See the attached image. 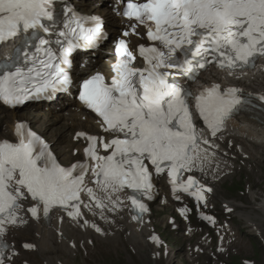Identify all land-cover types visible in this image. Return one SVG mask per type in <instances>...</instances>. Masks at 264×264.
<instances>
[{"label":"snow or ice","instance_id":"snow-or-ice-1","mask_svg":"<svg viewBox=\"0 0 264 264\" xmlns=\"http://www.w3.org/2000/svg\"><path fill=\"white\" fill-rule=\"evenodd\" d=\"M53 2L0 0V44L29 34L38 40L33 52L23 53L31 65L26 71L16 67L0 75V100L5 104L15 106L49 90L66 89L72 83L67 72L71 53L81 47H97L105 39L99 17L80 15L71 7H65L57 31ZM122 15L131 22L122 37L140 36L137 29L143 26L150 43L138 45L134 52L128 41L120 38L115 44L110 82L97 72L82 81L79 96L100 118L102 130L113 138L77 133L87 139L85 155L94 163L64 168L39 135L25 123H17V142L0 141V237L6 224L17 223L20 201L29 197L35 202L28 209L34 218H39L42 206L45 217L60 207L78 219L80 196L85 191L102 207L94 190L84 184L89 170L106 193L128 188L151 199L153 170L157 175L167 170L173 192L183 190L197 201H203L204 192L211 191L197 187L198 181L191 176L186 183L177 179L199 158L198 145L209 143L197 135L189 98L195 100L196 113L213 136L250 101L240 89H222L215 83L192 97L177 77L193 79L214 62L230 74L254 67L256 59L264 56V0H126ZM41 33L55 34L58 50ZM137 55L144 62L142 68L133 66ZM98 147L109 154L100 155ZM129 198L134 208L147 211L135 195ZM108 199L111 201L110 194ZM96 231L101 230L97 227ZM153 240L159 243L156 237ZM6 247L0 241V264H4Z\"/></svg>","mask_w":264,"mask_h":264},{"label":"bare ground","instance_id":"bare-ground-1","mask_svg":"<svg viewBox=\"0 0 264 264\" xmlns=\"http://www.w3.org/2000/svg\"><path fill=\"white\" fill-rule=\"evenodd\" d=\"M81 5H84V4H81ZM94 11L101 13V11L99 9H95ZM102 14L104 16L105 15L107 16L108 25L111 26V29L108 26L109 32H111V30H113L114 26H116V27L121 26L119 23V20L116 19L115 17H113L112 15H110L109 12L103 11ZM97 62L98 63L101 62V56H99V55L97 57ZM91 67L93 68V65H91ZM82 75H83V73H82ZM215 75L218 77L222 76L221 74H215ZM248 77L249 78L245 79L244 81H242V80L241 81H235V84L242 85L244 88H246V90L247 89L251 90L253 88L252 85L257 84V82H259V81H264V74L263 75L262 74L250 75V76L248 75ZM222 78H224V77H222ZM222 78H219V79H222ZM248 81H250L249 85H248ZM67 111L70 112L69 118L71 121H77L80 119V117L77 113H73L70 109H67ZM16 113H17V111L13 112L12 116H14V119L18 117V114H16ZM86 127L92 128V127H94V124L89 120L88 123L86 124ZM229 129H232L234 132H237L239 134H248V135L250 134L251 136L255 135V137L258 140L264 141V113H262L259 110H254L250 113L243 114L240 117H238L235 121H233L229 124ZM255 198H256V196L254 197V200H255ZM253 207L256 208L257 210H259L264 217V198L262 200L260 199V201L257 202ZM247 218L252 219L253 214L252 213L247 214ZM132 227L133 226H131V225L127 226L128 230L131 231L129 242H132L133 244H135L138 247L137 240H141L145 244V247L144 248L138 247V248H140V250H144V254H146L147 248L151 249V250L153 249L155 251H158V248L160 247V245L158 243H155V244L147 243L145 238L140 233L134 232L132 230ZM44 229H46V227H43L39 231V233L42 237H46L47 235H49L51 233V232L45 231ZM37 242L39 244L38 255L40 256V258H39L40 261L51 264L52 262H56V261L60 260V257L58 255V254H60V252L58 250L45 247V246L52 244L50 241L48 243H45V242H40L37 239L36 242H34V243L36 244ZM147 259H149V258L147 257ZM40 261H37V264H40L39 263ZM65 264H73V263L71 261H69V259L65 258ZM157 264H160V263L157 262Z\"/></svg>","mask_w":264,"mask_h":264},{"label":"rangeland","instance_id":"rangeland-1","mask_svg":"<svg viewBox=\"0 0 264 264\" xmlns=\"http://www.w3.org/2000/svg\"><path fill=\"white\" fill-rule=\"evenodd\" d=\"M255 88L257 89H264V84H260L259 86H255ZM59 110H51V111H45L43 113H39L41 111L39 110H34L31 112H28V116H30L32 118V122L34 124V127L36 129H38L39 131L41 130V132H44L45 134H49L48 130L44 131L45 128L42 125V123H36V121L38 119H40L41 122H46V120H44L43 117H45V113H50V120L54 119L55 116L57 115ZM26 113V112H25ZM37 114V115H36ZM49 122H47L48 124ZM67 123L65 122L64 126H66ZM61 130V129H60ZM59 130V131H60ZM50 136H54V134H51ZM61 138L59 139L61 143L69 140L70 138V129L68 128L65 132L61 133ZM56 137V136H55ZM54 137V138H55ZM58 141V139H57ZM253 151H254V155L257 157V159L260 161V170L256 171L255 173L252 172L251 174L249 173V177L247 178H240V182L238 183V187L237 189L245 192V190L248 187H252V190H249L245 196L243 198H241L242 200L245 201L246 205H253V200L251 198V195H256L259 196L262 199V196L264 198V148L261 147H253ZM263 194V195H262ZM227 196V195H226ZM240 199V200H241ZM239 200V201H240ZM238 201V202H239ZM149 256L151 259V252H149ZM134 261H130L128 264H133L134 262L141 264L140 262V254H135V257H133ZM256 259L258 261V264H264V251H262L261 256H256ZM76 264H82V262L80 260H75ZM142 263L146 264H155V261L153 259L149 260L148 262H144V257L142 255ZM105 264H109V263H105ZM127 264V263H125ZM164 264H168V262L166 261Z\"/></svg>","mask_w":264,"mask_h":264}]
</instances>
